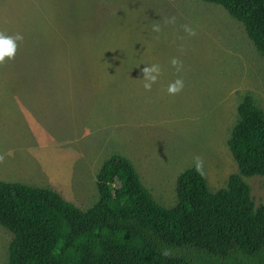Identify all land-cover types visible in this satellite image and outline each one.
<instances>
[{
  "label": "rangeland",
  "instance_id": "374dc122",
  "mask_svg": "<svg viewBox=\"0 0 264 264\" xmlns=\"http://www.w3.org/2000/svg\"><path fill=\"white\" fill-rule=\"evenodd\" d=\"M156 24L159 32L152 30ZM3 29L23 34L16 69L33 75L24 72L4 94L11 106L0 102V154L11 153L0 162V180L52 189L86 210L99 199L103 163L119 153L154 199L172 207L177 179L195 156L203 158L213 191L240 171L229 139L245 95L264 110V54L222 5L0 0ZM173 58L182 61L181 71ZM154 63L162 73L148 91L143 68ZM5 67L9 62L0 70ZM177 78L184 88L170 95ZM243 178L255 205L264 203V176ZM13 239L0 225V264H8Z\"/></svg>",
  "mask_w": 264,
  "mask_h": 264
},
{
  "label": "trees",
  "instance_id": "16d2710c",
  "mask_svg": "<svg viewBox=\"0 0 264 264\" xmlns=\"http://www.w3.org/2000/svg\"><path fill=\"white\" fill-rule=\"evenodd\" d=\"M206 1L241 21L264 54V0ZM18 44L17 53H25ZM15 58L0 70V102L30 74L16 69ZM238 114L229 146L240 171L213 191L206 175L187 168L172 207L154 199L119 153L103 163L99 199L86 210L52 189L0 180V225L14 233L8 264H264V203L255 205L243 178L264 176V110L247 94Z\"/></svg>",
  "mask_w": 264,
  "mask_h": 264
},
{
  "label": "clouds",
  "instance_id": "9594fccd",
  "mask_svg": "<svg viewBox=\"0 0 264 264\" xmlns=\"http://www.w3.org/2000/svg\"><path fill=\"white\" fill-rule=\"evenodd\" d=\"M175 17H172L170 20L166 21V23H174ZM184 30L189 35H196L195 30L189 26L184 25ZM153 31L159 32L160 26L158 24L153 25ZM24 37L20 33H16L15 35H7L5 32L0 31V64L6 63L7 59H14L19 47L18 41H23ZM171 64L176 68L177 72L181 71L183 65L182 61L178 60L177 58H173L171 60ZM162 73L161 66L159 64H151L150 66L143 68V80H144V88L148 91L152 89L154 83L158 81L159 76ZM184 88V81L182 78H177L174 82L170 83L167 92L170 95H177L179 94ZM11 153L7 154H0V162H3L5 159V155H10ZM194 160V167L196 172L203 176L205 175L204 171V160L201 156L197 155L193 158Z\"/></svg>",
  "mask_w": 264,
  "mask_h": 264
}]
</instances>
